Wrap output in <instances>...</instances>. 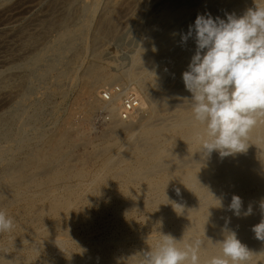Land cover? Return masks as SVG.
Listing matches in <instances>:
<instances>
[{
    "label": "bare ground",
    "instance_id": "bare-ground-1",
    "mask_svg": "<svg viewBox=\"0 0 264 264\" xmlns=\"http://www.w3.org/2000/svg\"><path fill=\"white\" fill-rule=\"evenodd\" d=\"M63 1L67 5L63 9L56 3L62 9L59 13L57 8L55 13L52 1L46 2L49 5L42 14L32 13L23 24L2 26L0 22V45L5 39L20 40L17 50L10 48L0 57V64L7 67L30 55L28 50L40 36L55 27L59 32L52 44L48 42L24 58V71H32L46 53L66 57L71 66L73 61H69L76 58L80 48L89 47V38L80 37L89 29L91 57L95 59L99 55L94 53L100 47L97 45L115 31L119 4L129 2L108 0L98 11L100 0L80 6L75 0ZM256 2L264 4V0ZM131 5L135 20L141 23L137 22L141 38L130 67L120 76L104 70L96 61L88 63L83 69V93L74 100L83 124L96 109L106 113L110 142L106 139L100 146L87 142V133L83 131V135L73 124L72 116L62 121L59 131L44 133L41 142H33L32 151L26 150L18 160L20 152L29 148L28 143L18 144V140L25 139V125L31 116H0V140L4 142L0 146V211L14 222V230L5 233L7 240L0 245V264H141V252L154 249L162 234L180 240L178 247L199 236L204 241L200 264H208L213 256L222 255L218 242L224 238L225 227L235 231L253 252L250 264H264V241L257 240L251 230L262 219L264 119L250 131L247 151L226 157L213 152L209 158H202L199 152L202 139H206L204 126L194 119L191 93L182 79L196 45L194 39L182 43L181 36L197 15L211 14L225 20L229 14L239 17L255 7V0H144ZM53 67V63L46 65L39 75L44 77ZM62 72H56V78L63 77ZM14 75L0 72V98L6 102L10 89L18 88ZM19 81L21 84L23 78ZM113 82L119 86L117 92L111 89ZM101 87L107 89L108 98L102 97ZM127 91L138 103L122 119L119 109ZM75 148L80 150L77 155ZM233 195L243 201L239 217L227 210ZM249 206L252 214L244 216Z\"/></svg>",
    "mask_w": 264,
    "mask_h": 264
},
{
    "label": "clouds",
    "instance_id": "clouds-1",
    "mask_svg": "<svg viewBox=\"0 0 264 264\" xmlns=\"http://www.w3.org/2000/svg\"><path fill=\"white\" fill-rule=\"evenodd\" d=\"M189 39H194L196 48L182 79L191 93L194 119L204 126L206 139L199 153L209 158L213 152L226 157L247 151L250 131L264 119V4L255 0L254 8L239 17L229 14L226 20L198 14L181 36L182 43ZM260 208L262 219L251 230L257 240L264 241V201ZM242 209L241 197L233 195L227 210L239 217ZM252 211L249 206L243 215ZM13 226V219L0 211V233ZM223 237L218 242L222 255L213 256L208 264H250L253 252L236 232L225 227ZM179 243L172 235L162 234L154 249L141 252V264H200L204 241L196 236L183 247Z\"/></svg>",
    "mask_w": 264,
    "mask_h": 264
},
{
    "label": "rangeland",
    "instance_id": "rangeland-1",
    "mask_svg": "<svg viewBox=\"0 0 264 264\" xmlns=\"http://www.w3.org/2000/svg\"><path fill=\"white\" fill-rule=\"evenodd\" d=\"M45 1L46 0H0V13H1V15H0L1 21L0 22H1V24L3 23L2 26H7V25H11V24L12 25L13 24H20V23L23 24L26 21L25 19L28 16H30L32 13L36 14V15L42 14L45 11V8L47 7L45 5H49V3L52 4V1L55 2V4L53 3L55 6V9H54L55 13H56V8H57V13H59L61 6H62V9H63V5H64V7H67L66 3L64 4V1L62 2V0L61 1L57 0L58 3L55 0H52L50 2H49V0H47L46 2H49L48 4ZM59 1L62 3H60ZM75 1H76L75 4H77V3L79 4L77 6L92 3V0H82V1L81 0H75ZM107 1L108 0H100V3L97 4V10L100 11L101 8L103 7V5ZM143 1L144 0H129V2H126V4L125 3L119 4L120 9H118V14L116 15V18H114L115 19V26H116V27L114 26L115 31L112 32L113 34L110 33L107 36V39L104 42H102L103 45L99 43V45H97V46H100V47L98 49L96 47L97 50L95 49L96 51L94 53H96V54L98 53L99 54L98 57H100V58L97 57L95 59L94 58L92 59V57H91L92 56V50H91L92 48L91 47H93V46H91L92 42H90L91 41V39H90L91 38V31L89 29L88 31L87 30H85V32L83 31V33L80 35V37H82V38H89L90 39V40L87 39V43H89L87 46H89V47H87L86 49L80 48V51H78L76 58L69 61V62L73 61L72 64L70 63L71 66L69 64H67L68 62L66 61V57H64V56L58 57L56 54L54 56L50 53H48V54L46 53V56L45 55L43 56L44 57L42 59L43 62L40 61L34 67L36 69L31 68L32 71L30 69L28 71H24L26 69L23 70L21 68V65H23L22 63H24V61H26V60H24V58L27 59L28 58L27 56L34 54V52L36 50H37V52L40 51V49L42 50L43 45H44V47L47 46L48 42H49V45H51L52 44L51 40H53L54 36H56V34L59 32L58 28L55 27L56 29L53 28L50 30V32L48 31L49 33L46 32V34L40 36L38 42L35 44L36 46L34 45V47L32 49L28 50V54H30V55H27V53H26L25 54V55H27L26 57H24V55H23V57H19L20 59H16L12 65H9L7 67H6V65L0 64V72H5V71L8 72L9 71V72H11V75L15 74L13 76L14 83L16 84V87H18V88H14L13 90L10 89V91L8 92L9 101H7V102H11L10 105H9V103L6 102V100H4V97H2L3 100L0 98V116L1 115H7V114H8L7 116L15 115V116H18V118H23L26 115L31 116L30 119H28L29 122H26V125H25L26 126L25 127V134L23 137L25 139L21 138L22 139V140L20 139L21 141L18 140V144H22V143L27 144L28 143L29 148L20 152V154L16 157L18 160H20L23 156H25L24 153L26 150H27L26 152H29V150L32 151L31 148H33L34 145H38L41 142V139L46 135L44 133L48 134L50 132L59 131L61 129V128L59 129V127H62L61 126L62 121H66L69 118H71L72 116H75L72 119L73 124L76 125V127L78 125V128L80 129V131H82V132L84 131L85 133H87L88 136L86 134L84 135V132H83L84 138L87 142H89L90 144H93V146H100V145L104 144L105 142H107V140H108V142H110L112 140L111 135L109 133L107 134V132H108L107 131V125H108L107 123L109 122V119L107 118V115H105L106 113H104L103 110L96 109L95 111L91 112V114L88 118V122L83 124L82 122H79L81 114H78L79 109L77 108V106H74V100H75V98H79L78 97L79 94L83 93L84 88L82 89V87H83L82 85L86 81V77L83 74L84 73L83 69L85 68V66L88 63H92V62L96 61L95 62L96 65L100 66L101 68H104V70L111 71L112 73H115L117 75H120V72H122L123 70L130 67V59H131L133 53L135 52V50H137L136 47L140 43V38H141V33L139 30V26H140L139 24H141V23L138 22L139 21L138 19H137L138 21L135 20L133 14H132V11H131V7H132L131 4L141 3ZM56 3L59 4V6H60V7L58 6L59 8L57 7ZM122 5H124L126 7L125 10L128 9L126 11L128 14L123 11V9L125 7ZM5 8H6V10L9 8V11L7 10L8 12L7 11L3 12L2 10H5ZM132 10H133V8H132ZM130 14H132V15L129 16ZM119 15H121V16H119ZM4 17L6 19H3ZM9 17L12 20L14 19V22L12 20H10ZM116 19H118V20H116ZM6 20H8V22L10 20V22H9L10 24ZM137 22L139 24H137ZM83 35H84V37H83ZM1 37H3V35ZM8 40L9 41L12 40V41L9 42ZM6 43H8V45L10 47L6 48L5 47ZM101 45H102V48H101ZM104 45H105V47H104ZM19 46H20L19 38L5 39L4 45H2V44L0 45V57L3 55L6 56L7 53L9 52L10 48L17 50L19 48ZM30 51H31V53H30ZM16 53H18V51H16ZM88 56H90V57H88ZM50 57H51V59H50ZM54 57H56L55 60H54ZM52 63L54 64L53 69L48 71L49 73L48 72L44 73V77L40 76L39 74L43 73V70L46 69L45 68L46 65L52 64ZM24 65H26V64H24ZM15 68H16V70H14ZM17 68H19V69H17ZM11 69H12V71H11ZM59 71H63L62 73L66 74V75L63 74V77L56 78V76L58 75L57 73ZM75 71H76V73H75ZM45 75H46V77H45ZM77 75H78V77H77ZM20 77L23 78V82L21 84L19 83ZM49 77H51V78H49ZM69 77H71V78H69ZM17 79H19V80H17ZM24 79H25V81H24ZM123 79H125V78H123ZM15 80H17V81H15ZM28 80L30 83L28 82ZM68 82H69V84H68ZM124 82L127 83L128 81L124 80ZM18 84H20V85H18ZM112 85H117V82H113ZM108 86H111V85H105L104 87H108ZM19 88H20L21 92L19 91ZM34 88L35 89L37 88V89L35 90ZM103 88L101 87L100 90H102ZM80 90L82 91L81 93H80ZM19 92H20V94H18ZM63 93H65V94H63ZM22 94H23V98L21 97ZM22 99L24 101H21ZM37 100H39V101H37ZM3 101H4V103H3ZM20 101L22 104L20 103ZM29 102H31V103H29ZM18 105H19V107H18ZM9 106H12V107L9 108ZM8 108H9V110H8ZM74 108H76V109H74ZM32 110H33V115H32ZM74 110H76L77 112ZM4 112H5V114H4ZM19 112H21V113H19ZM27 123H29V124H27ZM31 128H33V129H31ZM38 133H39V135H37ZM103 135H105V136H103ZM122 136L126 137V135H123V134H122ZM36 138L37 139L39 138V139L37 140ZM0 142H1L0 146L2 144L4 145V142L2 140H0ZM36 142H37V144H36ZM79 153H80L79 148H75L74 154L77 155ZM73 164H75L76 167L78 166L77 162H75V161ZM0 167H1V165H0ZM91 227H93L92 229H94V226H91ZM12 230H14V229L12 228ZM5 233H0V245L5 243L7 240Z\"/></svg>",
    "mask_w": 264,
    "mask_h": 264
},
{
    "label": "built area",
    "instance_id": "built-area-1",
    "mask_svg": "<svg viewBox=\"0 0 264 264\" xmlns=\"http://www.w3.org/2000/svg\"><path fill=\"white\" fill-rule=\"evenodd\" d=\"M106 88V87H105ZM103 90L102 92V97L103 98H108V91H106L107 89ZM119 86L114 85L113 88L111 87V89H113L114 91H118ZM106 91V92H105ZM137 103L138 100L137 98L132 94V92L127 91L124 93L123 97H122V101H121V106L119 109V116L122 119H125L128 117V115H130V113L137 107Z\"/></svg>",
    "mask_w": 264,
    "mask_h": 264
}]
</instances>
